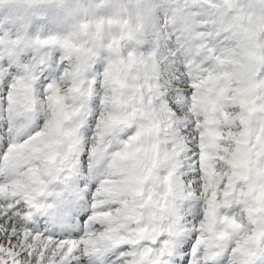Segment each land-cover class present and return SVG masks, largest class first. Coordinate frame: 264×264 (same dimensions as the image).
<instances>
[{"label": "snow or ice", "instance_id": "6c2138e0", "mask_svg": "<svg viewBox=\"0 0 264 264\" xmlns=\"http://www.w3.org/2000/svg\"><path fill=\"white\" fill-rule=\"evenodd\" d=\"M181 3L183 10L175 11L167 0L150 6L163 17L153 29L157 43L140 61L152 75L141 78L143 103L133 99L123 117L114 111L119 89L106 53L84 89H78L67 53L58 51L43 63L32 53L0 59V264H243L235 241L222 257L205 256L202 240L213 214L217 234L233 219L249 235L255 225L245 203L225 204L232 198L238 137L219 139L214 152L207 148L208 114L195 104L202 80L221 71L218 57L229 54L223 41L232 29L223 31L220 18L240 12L250 20L256 5ZM205 41L200 51L195 45ZM77 91L88 97L81 109L85 119L69 127L64 117L71 119L74 110L60 106ZM229 127L221 124L222 137ZM33 147L40 148L39 158L26 164L16 159L17 151ZM57 153L52 167L46 158ZM253 264H264V252Z\"/></svg>", "mask_w": 264, "mask_h": 264}, {"label": "rangeland", "instance_id": "374dc122", "mask_svg": "<svg viewBox=\"0 0 264 264\" xmlns=\"http://www.w3.org/2000/svg\"><path fill=\"white\" fill-rule=\"evenodd\" d=\"M160 2L0 0V57L32 53L33 59L38 58L43 63L58 51L67 53L72 57L71 62L78 72V89H84L90 82L89 73L95 67L96 60L106 53L104 59L111 65L112 78L118 82L119 89L114 111L123 117L128 103L133 99L138 104L143 103L139 85H133L130 79H135L131 75L134 71L143 73L145 77L152 75L149 65L140 61L146 56L147 47L157 43L153 29L163 17L150 12V6L154 7ZM254 2L256 6L249 13L250 20L244 19L240 12L226 19L220 18V23L225 26L223 31L232 29L223 41L229 54L218 57L221 71L210 73L211 79L202 80L197 88L195 104V107L203 108L208 114L207 148L214 152L221 147L219 139H227L229 135L238 137L235 155L237 172L231 187L236 182H242L244 175L246 187H242L238 194L234 192V197L233 194L228 195L232 198L226 199L225 204L245 203L251 211L255 227L249 235L246 226L233 219L219 235L229 243L235 241L240 246L239 259L243 264L255 258L258 250L264 252V75H261L264 73V5L260 4V0ZM167 3L173 11L177 6L181 10L185 7L181 0H167ZM232 6L235 7V4ZM37 21L39 24L33 35L32 25ZM189 39L194 43L192 38ZM44 40H54L59 42V46L45 45L42 43ZM195 46L203 51L207 42ZM65 58H68L67 55ZM208 58L211 59V50ZM64 87L61 84L58 90ZM87 99L84 91H77L68 97L66 104L60 106L62 112L74 110L71 119L64 117L65 125L78 127L76 118L82 114L81 109ZM237 120L242 125L239 130H236ZM221 124L230 125L228 134L223 137ZM108 134L111 135V129ZM54 143L58 147L62 145L59 140ZM39 152V147L27 152L17 151L16 159L26 164L34 156L39 158ZM56 155L58 153L46 158L52 167L56 166ZM117 194L123 195L125 191L120 190ZM135 210V206L131 207L129 216ZM210 229L217 234L214 214L209 222ZM213 237L209 235L202 242L210 243Z\"/></svg>", "mask_w": 264, "mask_h": 264}, {"label": "clouds", "instance_id": "9594fccd", "mask_svg": "<svg viewBox=\"0 0 264 264\" xmlns=\"http://www.w3.org/2000/svg\"><path fill=\"white\" fill-rule=\"evenodd\" d=\"M132 77H135V79H130V83H132L133 85H140V83H141V78H145V79H147V78H150V76L149 77H145L144 75H143V73H138V72H133L132 74ZM83 119H85L84 117H83V115L81 114V115H79V116H77V118H76V121L77 120H83ZM38 120H39V116L37 117V122H38ZM67 126H69V127H71L72 125H67ZM114 137H111L110 139H109V142L110 143H112V142H114Z\"/></svg>", "mask_w": 264, "mask_h": 264}, {"label": "bare ground", "instance_id": "6f19581e", "mask_svg": "<svg viewBox=\"0 0 264 264\" xmlns=\"http://www.w3.org/2000/svg\"><path fill=\"white\" fill-rule=\"evenodd\" d=\"M214 255H215V253H214ZM218 257H220V253L218 254Z\"/></svg>", "mask_w": 264, "mask_h": 264}]
</instances>
